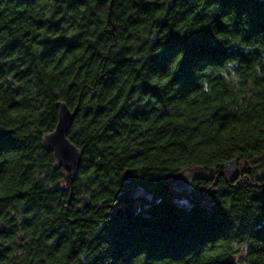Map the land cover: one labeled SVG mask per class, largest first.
I'll return each instance as SVG.
<instances>
[{
	"label": "trees",
	"instance_id": "trees-1",
	"mask_svg": "<svg viewBox=\"0 0 264 264\" xmlns=\"http://www.w3.org/2000/svg\"><path fill=\"white\" fill-rule=\"evenodd\" d=\"M2 222L0 264H264V0H0Z\"/></svg>",
	"mask_w": 264,
	"mask_h": 264
},
{
	"label": "water",
	"instance_id": "water-1",
	"mask_svg": "<svg viewBox=\"0 0 264 264\" xmlns=\"http://www.w3.org/2000/svg\"><path fill=\"white\" fill-rule=\"evenodd\" d=\"M30 1V0H20ZM58 118L55 128L51 132H46L42 135V145L46 149L52 151L55 162V167H61L65 171L64 182L70 185L69 199L72 196V184L77 178L80 164L81 153L79 149L69 140L67 132L72 125L73 119L79 109V102L73 109H70L65 102H58ZM238 157L222 163L225 167L234 174L238 167ZM240 165V164H239ZM201 172L200 167L186 168L176 173L173 178L175 181L174 188L179 190L182 186L188 185L191 180L195 179ZM130 171H124L122 174L123 187L116 192L118 203L124 206V212L132 213L135 210V187L130 186ZM168 188V185L166 186ZM79 210H83L89 206L91 199L88 195L84 194L80 197ZM6 225L4 222L0 223V234L4 233Z\"/></svg>",
	"mask_w": 264,
	"mask_h": 264
},
{
	"label": "bare ground",
	"instance_id": "bare-ground-1",
	"mask_svg": "<svg viewBox=\"0 0 264 264\" xmlns=\"http://www.w3.org/2000/svg\"><path fill=\"white\" fill-rule=\"evenodd\" d=\"M172 180H173V186H172V187H173L174 190H176V189L174 188L175 181H174V178H173V177H172ZM130 186H134V185H132L131 182H130ZM166 186H167V185H166ZM166 186H165L164 188H162V190H167V189L169 188V187L166 188ZM134 187H135V191H136V190H137V189H136V186H134ZM182 187H183V186H182ZM147 197H150V194H148Z\"/></svg>",
	"mask_w": 264,
	"mask_h": 264
},
{
	"label": "rangeland",
	"instance_id": "rangeland-1",
	"mask_svg": "<svg viewBox=\"0 0 264 264\" xmlns=\"http://www.w3.org/2000/svg\"><path fill=\"white\" fill-rule=\"evenodd\" d=\"M134 197H135V198H137V197H138V198H143V197H145V195H144V194L142 195L141 192H139L138 190H136V191H135V194H134ZM125 214H127V212H126Z\"/></svg>",
	"mask_w": 264,
	"mask_h": 264
}]
</instances>
